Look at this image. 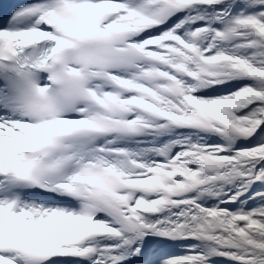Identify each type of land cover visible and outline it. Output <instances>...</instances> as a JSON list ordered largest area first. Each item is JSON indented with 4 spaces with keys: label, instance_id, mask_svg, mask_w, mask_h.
I'll list each match as a JSON object with an SVG mask.
<instances>
[{
    "label": "snow or ice",
    "instance_id": "obj_1",
    "mask_svg": "<svg viewBox=\"0 0 264 264\" xmlns=\"http://www.w3.org/2000/svg\"><path fill=\"white\" fill-rule=\"evenodd\" d=\"M0 264H264V0H0Z\"/></svg>",
    "mask_w": 264,
    "mask_h": 264
}]
</instances>
